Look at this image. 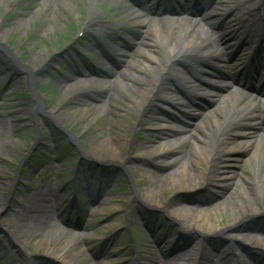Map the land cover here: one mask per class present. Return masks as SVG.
Returning a JSON list of instances; mask_svg holds the SVG:
<instances>
[{
    "label": "rangeland",
    "instance_id": "1",
    "mask_svg": "<svg viewBox=\"0 0 264 264\" xmlns=\"http://www.w3.org/2000/svg\"><path fill=\"white\" fill-rule=\"evenodd\" d=\"M245 1H238L237 5L240 8L248 6L249 4H244ZM87 2V0H61L60 2L57 0L50 3H44V0H0V22H2V24L0 23V31L2 29L4 31L9 30V34L4 41H0V44L7 45L8 54L9 52L14 53L21 64V67L16 68L13 74L0 64V192H5L7 187L12 186L14 195L9 202V207H12L14 212L20 210L15 201L17 204L24 205V201L35 197L38 199L41 193L44 195L43 199L46 200L45 193L48 186L57 188L59 196L62 195L63 179L67 176L68 170L72 168L75 158L79 156V150L82 149L100 162L101 160L96 156L101 154H97L94 148L98 147L95 145L98 138L91 140L89 137L98 133L102 128L111 130V137L114 139L116 149L118 153H121L122 159L112 157L110 161L117 160L122 171L120 170L110 184L111 188L108 193L112 199L108 202L103 200L105 205L97 206L93 210V223L90 225L93 234L88 238L87 243L93 245V242L98 238L108 234L107 241L103 244L108 246V244L114 242L111 253L115 257H121V262L127 259L130 260V258H133L132 253L136 252V264H149L150 261H148L146 255L153 253L154 251H150V248L155 249V246L149 243L147 231L139 224V219L145 218V216L135 211L134 199L136 197L132 200V193L135 190L141 199L146 198L148 200V197H150L146 193L150 185L148 178L146 174L135 169V167L144 168L145 160L152 162L153 158L148 155L136 154L135 151L143 147H146L147 151H151L152 148L145 145L153 135L150 125L161 115L163 109H171L161 105L160 98H154L140 118L136 114L138 112L129 111V109H132L133 97H135V100H143V97L136 93L126 95L119 86L113 87L112 93L114 95L111 97H107L102 89L94 87L90 88L95 89V92L92 90L91 92L84 91L77 94L72 91L63 92L61 90L57 83L63 80L62 77L68 72L66 71L67 68H70V65H66L63 59H58V53L62 52L65 45V47L73 45V48L79 49H86L88 46L92 50L91 52L84 50L83 53L82 50V57L76 55L74 59L76 63L85 60L86 62L83 64H88V67H84L85 70H83L85 76L100 79H106L105 77L116 75L119 72L122 65V56H124L128 47H135L136 49L140 44L149 53L150 50L155 48V45L151 42L145 45L142 44L143 34L141 30L133 26V16L128 15L126 9L117 8L121 11L120 13L113 7L111 9L112 0L111 2H100L99 4L95 0L94 5L97 3L95 8L99 11L96 15H92L85 6ZM27 17H31V19L28 22L24 21L22 25L15 28L18 26L20 19L26 20ZM111 21L114 26L122 30L121 34L116 33L109 26ZM79 32H82V34L77 37ZM99 41L107 45V50L106 48H100L99 45L96 46ZM102 51H108L111 57L108 60L101 61L99 56H101ZM72 54L74 55L73 50ZM184 56L186 64L188 63L191 67H196L199 63L198 59L202 57L198 52L191 55L187 53L179 57L178 60ZM148 58L147 52L139 53L136 57L137 64L128 73L140 74L148 78L153 77V71L145 68L144 62ZM67 59L73 65L68 56ZM192 59H197L195 61L196 65H194ZM173 78L176 77L171 79ZM29 80L33 89H35V93L37 95L41 94L37 99L31 94ZM161 85L164 86L166 91L172 87L171 82L166 78L162 80ZM165 92L160 96L163 97ZM159 93H157V96H159ZM41 102L43 106L39 111L47 114L50 117L49 119L53 120L66 133L72 132L78 142H81V149L76 142L71 141L62 131L52 129L58 136L53 135L46 125L49 119L45 118L48 117L42 118L38 113L35 115L34 111ZM108 105L113 114H108L112 122L106 124L102 117ZM161 108L163 109L161 110ZM75 109H81V111L74 112ZM256 123L242 120L238 122V125L248 129L246 138H249L255 133L261 132L264 134V128H261V125L264 126V121ZM11 140H14L15 145L12 152H9L8 148L10 147L6 144H10ZM67 142L72 145L74 143L75 146L73 145L72 148L68 149ZM107 149L106 146L101 147L100 153L106 152ZM217 150L221 152L222 149ZM129 151L134 153L129 154ZM184 153H187L185 148H177L176 152H170V154L159 158L168 161L174 156L183 155ZM188 154L190 155L189 151ZM64 155L66 158L58 162L60 161L58 158H63ZM126 155H128L127 158H125ZM247 156L243 155L234 160L238 162L236 170H239V179L243 183L240 186L249 197V170L244 166V160L247 159ZM224 159H226L224 153L221 152V155H217L210 169L211 175L215 176L217 167L219 168L224 163ZM17 163H19L18 169L16 168ZM50 163L55 166V173L49 171L52 168L48 166ZM198 167L199 176L197 175ZM203 167L205 165L202 162L200 165L194 163L189 168L190 175L197 180H201L200 168ZM14 172H17L18 177L12 182L10 179L15 174ZM195 173L197 174L195 175ZM2 183H6L7 187H3ZM172 184L170 182L164 191L158 194L160 198L166 200L169 208L186 206L190 201L197 200L210 203L213 199L219 198V200L211 203L215 207L226 199L225 191L220 190L221 184L216 185L219 189L210 185L206 186L207 189H205L203 195H193V193L198 192L195 185L179 187V185ZM63 197H66V195L63 194ZM247 199L249 200V198ZM40 200L43 202L42 199ZM55 201L58 200L55 199ZM81 202L83 207L88 208V204L83 197H81ZM244 203L246 204L245 201ZM1 205H3V198L0 195ZM262 205L264 206V203ZM224 206H227V204H224ZM30 209L29 213L26 212L25 215L30 216L31 220L37 221L36 226H43L38 230L40 235L44 232V227L48 230L49 224L56 221L61 222L59 217L56 218L54 214L46 213V208L42 206L33 205ZM192 213L195 214L194 209ZM118 214L120 220L124 222L123 226L120 225L121 227L118 229L114 225L107 226L106 223ZM224 214L227 215L226 212ZM247 214L249 213L244 215ZM244 215L239 216L235 221H232L229 217H224L217 220L212 226L207 225V220L202 215L199 216L198 227L192 224V221L189 222L183 214L178 215V220L184 228L189 230L188 239L176 242L171 238L175 242L171 243L170 240V242H166L169 243V247L177 248V251L187 247L186 250L180 251L185 252V254L182 258H179L178 263L185 262L191 256L188 251L190 249L197 250V248L203 252H201L200 264L215 263L210 260L212 255L209 254L221 255L224 259L229 260V264H249V256L255 255V259L262 263L264 257H259L260 254L252 249L247 237L257 228H264V223H262L264 221L261 220L264 218L249 221L246 217L247 221H245ZM7 218L6 216L2 218L5 224L8 223ZM167 222L171 224L169 221ZM6 225L8 226V224ZM193 228H196L195 233L190 231ZM19 232L20 229L17 230L16 234L19 237L22 235L24 240L38 241L32 237L34 236L33 231L27 232V234H20ZM173 232V229L170 228L168 235H172ZM114 235L115 239L109 241ZM215 235L220 237L221 240L216 241L213 238ZM129 236L132 237V240H129ZM205 237H209L208 240L204 239ZM62 241L63 238L58 243ZM26 248L27 251L37 249V252L41 254L50 252L45 242L31 245L30 250H28V245ZM18 259V262H20L18 264H27L26 262L29 264L39 263L36 258L32 257L26 258L24 256ZM3 263L0 262V264Z\"/></svg>",
    "mask_w": 264,
    "mask_h": 264
},
{
    "label": "bare ground",
    "instance_id": "2",
    "mask_svg": "<svg viewBox=\"0 0 264 264\" xmlns=\"http://www.w3.org/2000/svg\"><path fill=\"white\" fill-rule=\"evenodd\" d=\"M52 1L57 0H44V3H50ZM60 1L61 0H59V2ZM87 1L88 2L85 4L86 8L92 15H96L99 10L95 8V0ZM98 1L99 0H96V2ZM115 1L118 6H124V1ZM219 2H221V4L217 3L215 8L221 9L224 7V4L227 6L229 5V0H220ZM124 8L130 11L129 8L125 6ZM132 16L133 26H136L143 34L141 38L142 44L145 45L151 42V44L155 45V48L150 50L149 53L143 48L144 46L140 44L136 49L132 47L131 49H133V52L124 58V61H122L124 65H121L122 69L112 81L99 78L95 79L83 75L85 78L81 79L80 77L75 80L74 84H71V87H73L72 89H74V94L84 91L91 92L92 90L95 92V89L90 88L94 87L102 89L107 97H111L114 95V93H112L113 87L119 86L126 95H131L130 93L134 95V93H136L143 97V100H135V97L132 96L133 106H131L132 109H129V111L133 110L141 113L155 97H158L156 93L160 89L163 77L168 73H172L180 79H183L185 85L190 89L203 90L207 94L214 95L213 98H223L214 111H210L206 115H202L205 113L199 111L201 107H192V110H194L198 116L195 118L192 116L191 118H184V126H182V128L177 127L176 124H171L161 116H158L154 122L151 123V132L154 136H152L145 145L147 147L150 146L152 149L151 151H147V148L143 147L142 150L139 151V154L152 157V162L158 164H153L149 160L146 166H143L144 168L135 167V169L146 174L150 184L146 191L150 197L147 196L148 200L145 198L146 201H141L142 203L140 204L157 210L160 216H167L173 223H177L178 215L183 214L189 222L192 221V224L197 227L199 226V216L202 215L205 216L207 225L210 226L224 217H229L232 221H235L239 216L245 213L249 214L244 215L243 218L249 216L250 220L252 218L264 217V206L262 205V203H264V134L259 132L255 133L252 137L246 138L248 129L238 125V122L242 120L249 121L250 123L257 122L256 124H258L259 121L264 120V109L255 106L257 100L254 97H251V99L249 98V102H245L243 95L239 94V92L226 93V87H215L208 82V73L211 74V72H213V74H218L217 71L221 70L224 65H227L224 52L227 48L230 49V46L225 42L220 44V41H222L220 38L212 39L208 33H203L199 26L193 21H189V19H145V15L133 13ZM30 19L31 17H27L26 20L20 19L19 24H17L18 26L15 28L22 25L24 21L28 22ZM112 21L109 26L116 33L121 34L122 30L114 26ZM0 23L2 24V22ZM249 32L252 33L253 31L249 30ZM8 34L9 30L4 31L2 29L0 31V40L4 41ZM254 42L255 41L249 43L248 49L251 50L250 52L257 50V48L252 47L260 45L253 44ZM143 52H147L149 56L148 60L144 63L146 69L153 71V77L151 78L140 74L128 73L131 68L137 64V55ZM196 52L205 60L201 58L198 59L199 63H197L196 68L190 70V73L194 77L187 76L185 73L179 71L178 68L173 67L172 61L174 59L187 53L191 55ZM192 60L194 61V65H196L195 61L197 59ZM252 60L256 62V64L262 66L260 70L264 75V43L261 45L258 55ZM235 62L236 66L234 68L231 66L227 67V69L229 68L231 70L230 73H236L239 67H243V72L244 66L248 65L246 61L241 59H236ZM253 62L250 64H253ZM207 70L211 71L207 73ZM231 76L232 75H230L229 78H231ZM70 78L74 79V76H69L68 79ZM68 79L64 80L68 81ZM217 82L228 83L225 81V78H220ZM57 84L60 88L64 85L62 80ZM177 84L179 87H182L181 83ZM71 87H64L63 91H71ZM168 93L167 95L169 98L171 95L173 96L176 106L184 108L186 111L191 110L189 106L186 105L187 103L184 100L185 97L179 95L176 89L173 93ZM210 102H213V100H210ZM109 105L105 108V113L102 117L106 124L112 122L108 117V114H113ZM80 111L81 109L74 110V112ZM261 128H264V126L261 125ZM111 136V130L102 128L98 133L89 137V139L95 140L98 138L97 140L99 142L96 141L95 145L99 148H94L96 149V153L101 154L104 159H110L112 157L122 159L121 153H118L114 139ZM174 136L176 137L174 139L175 141L161 144L162 141H169L168 139L174 138ZM6 145L10 147L8 151L12 152L15 145L14 140H11L10 144L7 143ZM103 146L108 147V149L106 152L100 153V149ZM177 148H185L187 153L174 156L168 161H163L159 158L163 155L170 154V152H176ZM219 148L222 149L221 152L224 153L226 159H224V163L219 168L217 167L215 176H213L211 175L210 169L217 155L219 156V154H221V152L217 150ZM243 155L247 156V159L244 160V166L249 170V197H247V193L240 186L243 183L242 180L239 179V170H236L238 162L234 160ZM201 162L204 163L205 167L200 168L201 180H197L190 175L189 168L194 163L200 165ZM116 163L119 162L116 160ZM197 172L198 174L195 173V175L197 174L199 176V167L197 168ZM170 182L173 183L172 185H179V187L195 185L196 188H204L207 185L216 187V185L221 184L220 190L222 189L226 194L225 203L221 202L215 207H213V205L207 207L205 204L199 202L192 207L181 206L178 208H169L166 206L167 202H165V199L160 198L158 194H161ZM247 198H249V200ZM224 204H227V206H224ZM28 205H30L29 202L27 203V206ZM193 209L195 214L192 213ZM168 212L172 213V215ZM225 212L227 215L224 214ZM29 217L30 216H26L23 212H17L12 218H7L8 224L16 230L20 229V234H27V232L33 231L34 237H38L37 240H39V242H45L47 248L52 250V255L63 264H93L90 260L85 259L83 249L80 247L85 239L83 235H78L77 231H74L73 228L69 231L63 227L60 228L59 223L56 222L49 224L48 230L44 227V232L40 235L38 230L43 226H36L37 221L31 220ZM112 222H115V220H110V223ZM89 223H91V220L88 221L86 225L89 226ZM139 224L148 231L142 219H139ZM193 229L195 230L196 228ZM174 232H179V229L176 227ZM252 233L253 234H249L247 237L251 244L262 246V249H264V228H257L255 231H252ZM11 234L18 244L23 245V243H25L24 240H21L22 235L19 237L14 233ZM61 237H65V240L58 244L57 241L60 240ZM172 251L173 249H170V247L161 245L158 248V255L161 258L167 256L174 261H178L180 256L178 255L179 253L172 254ZM158 255L149 254L148 256L149 258L157 260L156 256L159 258ZM193 255L199 257L198 252L193 253ZM215 256L219 258L218 261H215L216 264H227L226 260L221 259V255H214V257ZM117 260L120 261V258ZM65 261H67V263ZM176 261L162 264H176ZM109 262L111 261L106 260L103 261V264ZM131 262L130 260V262L127 261L126 263ZM157 264L161 263L158 262Z\"/></svg>",
    "mask_w": 264,
    "mask_h": 264
},
{
    "label": "water",
    "instance_id": "3",
    "mask_svg": "<svg viewBox=\"0 0 264 264\" xmlns=\"http://www.w3.org/2000/svg\"><path fill=\"white\" fill-rule=\"evenodd\" d=\"M250 221H252V220H250Z\"/></svg>",
    "mask_w": 264,
    "mask_h": 264
}]
</instances>
